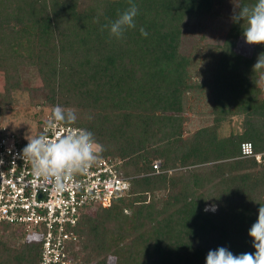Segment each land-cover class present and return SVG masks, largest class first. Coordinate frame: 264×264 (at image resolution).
I'll return each instance as SVG.
<instances>
[{"label": "trees", "instance_id": "16d2710c", "mask_svg": "<svg viewBox=\"0 0 264 264\" xmlns=\"http://www.w3.org/2000/svg\"><path fill=\"white\" fill-rule=\"evenodd\" d=\"M227 1L223 40L200 35L186 47L189 23L220 18ZM254 2L134 0L136 28L117 40L101 28L128 0H0V116L16 92L32 90L23 78L30 69L44 103L74 109L73 125L133 176L126 195L82 213L74 264H205L219 247L255 251L248 231L264 206V92L252 66L264 45L240 51L243 30L232 20L236 6ZM193 113L211 120L188 131ZM234 117L239 128L223 134ZM40 250L38 235L0 226V264H38Z\"/></svg>", "mask_w": 264, "mask_h": 264}, {"label": "built area", "instance_id": "2783aa9c", "mask_svg": "<svg viewBox=\"0 0 264 264\" xmlns=\"http://www.w3.org/2000/svg\"><path fill=\"white\" fill-rule=\"evenodd\" d=\"M45 121L34 136L44 130ZM27 142V138L1 129L0 226H14L23 239L38 235L41 239L38 264H74L71 244L78 241L76 226L82 213L96 206L108 207L126 195L133 176L124 173L123 158L100 155L86 174L71 182L75 186L56 192L41 183L32 174L30 165L20 158ZM242 152L244 156L254 154L249 144L242 146ZM255 157L260 160V154ZM153 169L154 173L159 172L158 162Z\"/></svg>", "mask_w": 264, "mask_h": 264}, {"label": "clouds", "instance_id": "9594fccd", "mask_svg": "<svg viewBox=\"0 0 264 264\" xmlns=\"http://www.w3.org/2000/svg\"><path fill=\"white\" fill-rule=\"evenodd\" d=\"M128 7L107 25L109 37L122 39L126 31L136 28L135 17L139 9L134 0H128ZM232 16L234 23L242 27L244 42L248 45H264V0H255L250 5L236 6ZM142 37L148 32L141 27ZM252 72L258 73L255 86L264 92V55H259L252 66ZM77 120L76 111L60 105L52 108L45 121L44 130L36 136L27 138L20 158L29 164L32 174L46 187L63 192L77 176L86 174L100 159L103 146L95 139L91 131L72 128ZM63 126V131H61ZM215 211L210 206L205 211ZM248 236L252 239L254 252L233 254L226 247L209 250L205 264H264V206L258 209L256 221L251 225Z\"/></svg>", "mask_w": 264, "mask_h": 264}, {"label": "rangeland", "instance_id": "374dc122", "mask_svg": "<svg viewBox=\"0 0 264 264\" xmlns=\"http://www.w3.org/2000/svg\"><path fill=\"white\" fill-rule=\"evenodd\" d=\"M233 9V4L227 1L223 5V13L220 18L208 19L202 25L190 22L185 28L184 45L188 47L192 41L202 35L207 41L223 40L225 31L230 22V15ZM246 43H239V50L245 51ZM24 84L32 90L18 91L14 94V102L6 106L5 113L0 116L1 127L8 133L16 134L24 138L34 136L38 129V122L49 115V108L44 103V92L39 90L41 82L32 70L25 69L23 71ZM3 87L2 76L0 74V91ZM191 120L187 124V130L192 131L198 127L206 125L210 122L211 117L206 114L193 113L190 116ZM240 118L234 117L229 122H226L221 129L223 134L230 129H238ZM210 207L207 206L206 208Z\"/></svg>", "mask_w": 264, "mask_h": 264}]
</instances>
